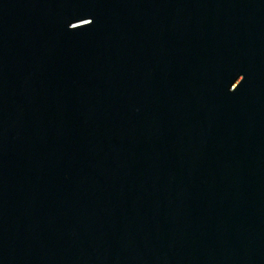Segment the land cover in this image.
<instances>
[{
	"label": "water",
	"instance_id": "1",
	"mask_svg": "<svg viewBox=\"0 0 264 264\" xmlns=\"http://www.w3.org/2000/svg\"><path fill=\"white\" fill-rule=\"evenodd\" d=\"M0 264H264V0H0Z\"/></svg>",
	"mask_w": 264,
	"mask_h": 264
},
{
	"label": "snow or ice",
	"instance_id": "2",
	"mask_svg": "<svg viewBox=\"0 0 264 264\" xmlns=\"http://www.w3.org/2000/svg\"><path fill=\"white\" fill-rule=\"evenodd\" d=\"M84 20H85V19H81V21H84ZM87 23H88V24H91L92 21H91V20H88ZM71 27H72V28H77V27H80V26H78V25H76V24H71ZM244 79H245V76H244V75H240L239 78L235 80V86L232 87V85H233L234 83L231 84V88H232V89H236L237 86L240 85ZM237 80L239 81L238 83H236Z\"/></svg>",
	"mask_w": 264,
	"mask_h": 264
}]
</instances>
